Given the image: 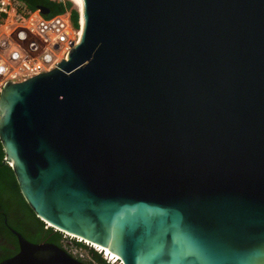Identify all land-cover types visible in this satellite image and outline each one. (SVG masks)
<instances>
[{"label": "water", "instance_id": "95a60500", "mask_svg": "<svg viewBox=\"0 0 264 264\" xmlns=\"http://www.w3.org/2000/svg\"><path fill=\"white\" fill-rule=\"evenodd\" d=\"M80 3L67 58L0 92L30 207L125 264H264V0ZM14 233L0 264H85Z\"/></svg>", "mask_w": 264, "mask_h": 264}, {"label": "built area", "instance_id": "2783aa9c", "mask_svg": "<svg viewBox=\"0 0 264 264\" xmlns=\"http://www.w3.org/2000/svg\"><path fill=\"white\" fill-rule=\"evenodd\" d=\"M81 33L82 20L77 29L68 13L48 17L40 7L29 9L21 0H0V92L9 81L57 67L79 43ZM107 251L106 264H125Z\"/></svg>", "mask_w": 264, "mask_h": 264}, {"label": "trees", "instance_id": "16d2710c", "mask_svg": "<svg viewBox=\"0 0 264 264\" xmlns=\"http://www.w3.org/2000/svg\"><path fill=\"white\" fill-rule=\"evenodd\" d=\"M27 8L35 9L40 2L51 7V12L45 14L50 17L53 14L68 13L75 28L80 27L81 13L71 0H21ZM6 220V221H5ZM39 225L37 232L30 231L28 224ZM46 223L40 219L24 198L15 172L9 163L6 162V152L0 140V232L7 233V238L16 237L10 229H14L29 239L38 243L40 241H56L46 233ZM45 233V235H44ZM26 238V239H27ZM92 264H106L105 260L91 249ZM5 256L4 258L9 257ZM1 258V259H4ZM3 261V260H2Z\"/></svg>", "mask_w": 264, "mask_h": 264}, {"label": "flooded vegetation", "instance_id": "af4514ba", "mask_svg": "<svg viewBox=\"0 0 264 264\" xmlns=\"http://www.w3.org/2000/svg\"><path fill=\"white\" fill-rule=\"evenodd\" d=\"M27 228H29L30 231L37 232L39 229V225L36 223H31V224L27 225ZM44 229L46 230V233H48L49 237H54V239L56 241H40L38 243L48 242V243H53V244L59 245L60 247L66 249L70 254H72L75 258H77L81 262H83L85 264H92V262L90 263V261L92 260V258H91L92 257L91 256L92 255L91 249L93 248L92 246H91L92 247L91 248L86 242H79V240L76 238L75 235L68 233L66 231L60 230L56 227H52V226L46 224ZM10 230L14 234V236L16 237L15 241H14V238L8 239L7 233L5 231L3 232V234L0 232V262L2 260L10 258L11 256H13L14 254H16L19 251L18 237L14 233V231H16V230H14V229H10ZM44 235H45V233H44ZM25 238H27V237H25ZM31 242H33V241H31ZM83 248L88 249V251L83 252ZM8 255H10V256L7 258H4L5 256H8ZM1 258H4V259H1Z\"/></svg>", "mask_w": 264, "mask_h": 264}, {"label": "clouds", "instance_id": "9594fccd", "mask_svg": "<svg viewBox=\"0 0 264 264\" xmlns=\"http://www.w3.org/2000/svg\"><path fill=\"white\" fill-rule=\"evenodd\" d=\"M72 1V0H71ZM80 11V10H79ZM81 13V12H80ZM80 20H81V18H80ZM45 222V221H44ZM47 225H50V226H52L50 223H48V222H45ZM53 227V226H52ZM76 236V235H75ZM76 238L78 239V238H81V237H79V236H76ZM82 239V238H81ZM79 240V239H78ZM79 242H86V240L85 239H82V241H80L79 240ZM93 250H95L99 255H101L102 256V258L105 260V262H106V259H107V256L105 257V252H106V250L107 249H101V251H100V247H97V246H95L93 243H91V242H86ZM111 252V251H110Z\"/></svg>", "mask_w": 264, "mask_h": 264}, {"label": "bare ground", "instance_id": "6f19581e", "mask_svg": "<svg viewBox=\"0 0 264 264\" xmlns=\"http://www.w3.org/2000/svg\"><path fill=\"white\" fill-rule=\"evenodd\" d=\"M72 1L75 3V5L78 7V9L82 10L80 0H72ZM81 35H82V33H81ZM80 40H81V37H80ZM80 40H79V42H80ZM86 242L89 243V241H87V240H86ZM95 246L99 247V245H95ZM100 249H104V248L100 247ZM107 250H108L107 252H109V249H107Z\"/></svg>", "mask_w": 264, "mask_h": 264}, {"label": "rangeland", "instance_id": "374dc122", "mask_svg": "<svg viewBox=\"0 0 264 264\" xmlns=\"http://www.w3.org/2000/svg\"><path fill=\"white\" fill-rule=\"evenodd\" d=\"M74 3V2H73ZM75 4V3H74ZM76 6V5H75ZM77 7V6H76ZM78 8V7H77ZM53 15H55V14H53ZM53 15H51V16H53ZM88 251V249H86V248H83V252H87Z\"/></svg>", "mask_w": 264, "mask_h": 264}]
</instances>
